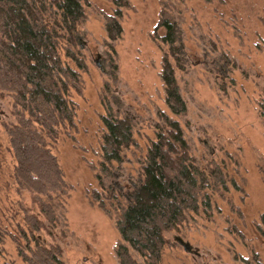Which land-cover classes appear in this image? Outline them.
<instances>
[{
	"label": "rangeland",
	"instance_id": "374dc122",
	"mask_svg": "<svg viewBox=\"0 0 264 264\" xmlns=\"http://www.w3.org/2000/svg\"><path fill=\"white\" fill-rule=\"evenodd\" d=\"M66 5L83 68L80 91L69 93L76 127L46 139L67 187L54 203L58 225L52 234L42 232L43 242L61 249L62 264H120L115 209L128 202L117 193L103 209L93 193L103 196L101 179L133 200L149 150L162 139L164 168L157 166L183 181L184 213L171 228L155 220L165 246L155 261L130 249L137 264H264V0ZM16 112L12 96L0 89V226L11 237L0 249L6 263L26 264L14 239L27 213L42 214L19 187L9 152ZM113 120L132 124L137 145L125 148L122 162L112 158L110 177L101 173L104 136L110 131L123 141ZM214 164L228 175L220 191L203 187ZM150 189L140 209L150 205Z\"/></svg>",
	"mask_w": 264,
	"mask_h": 264
},
{
	"label": "trees",
	"instance_id": "16d2710c",
	"mask_svg": "<svg viewBox=\"0 0 264 264\" xmlns=\"http://www.w3.org/2000/svg\"><path fill=\"white\" fill-rule=\"evenodd\" d=\"M66 10V0H0V89L12 96L19 117L16 125L8 130L9 152L15 161L19 187L40 205L42 214L40 218L39 214L27 213L18 228L20 238L14 239L18 255L26 264H62L61 249L44 243L42 232L52 234L51 229L57 227L54 203L67 187L59 161L47 146L46 139L55 138L59 128L76 127L75 109L69 93L80 91L79 71L83 68L80 46L71 37ZM167 90L169 92L168 87ZM260 111L264 117V99ZM110 123L116 125L123 139L120 143L110 131L104 136L101 173L112 177L107 167L112 158L122 162L125 148L129 149L137 142L128 120ZM163 143L161 139L149 150L143 168L144 181L131 201L130 196L124 197L121 189L112 183L105 187L101 176L97 175L103 196L97 191L93 198L101 208L106 209L108 199L118 200L117 193L128 202V206L119 203L115 209L117 230L123 242L117 248L120 264H137L130 249L143 254L147 261L158 260L166 241L159 236V230L153 228L155 220L163 219L171 228L183 216V181L176 177L170 180L161 173L164 156L158 149H162ZM212 170V181L203 187L213 186L218 191L227 188L228 175L216 164ZM146 188L151 191L150 205L140 209ZM8 237V232L0 226V247ZM148 241L151 244L147 246L145 242ZM0 258L4 260V263L0 260V264H8L1 249Z\"/></svg>",
	"mask_w": 264,
	"mask_h": 264
}]
</instances>
